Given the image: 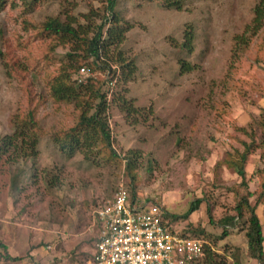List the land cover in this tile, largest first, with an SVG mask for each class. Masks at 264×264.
Returning a JSON list of instances; mask_svg holds the SVG:
<instances>
[{
  "label": "rangeland",
  "instance_id": "374dc122",
  "mask_svg": "<svg viewBox=\"0 0 264 264\" xmlns=\"http://www.w3.org/2000/svg\"><path fill=\"white\" fill-rule=\"evenodd\" d=\"M256 2L177 0L180 7L168 8L156 1L118 0L116 11L132 25L120 48L136 66L124 91L133 110L126 113L114 102L107 109L112 145L121 161L96 154L86 157L88 152L81 146L71 157L58 148L55 137L73 123L77 101L52 98L46 69H56L70 47L51 46L53 41L38 39L36 30L49 17L73 22L75 27L89 23L90 17L100 23L107 14L106 2L39 0L29 11L18 1L0 11V134L13 133L15 116L24 109V83L16 78L22 74L9 73L13 63L20 73L24 68L23 81L34 92L40 131L38 156L0 175V216L13 218L18 213L16 221L24 217L34 241L40 230H49L54 224L70 227L83 222L120 185L127 188L132 200L123 157L134 152L136 201L158 205L170 229L207 243L214 240L219 252L225 244L231 250L237 245L243 248L244 233L238 229L217 238L222 228L210 224L208 210L213 221L233 211L236 199L229 189L239 185V177L219 161L226 150L239 147L240 140L250 141L255 133L261 136L257 122L264 106V51H258L257 36L244 50L235 47V37L249 35L245 33L248 26L252 29ZM188 33L194 37L190 55L179 46ZM50 46L54 60L40 63ZM179 57L195 68L180 73ZM85 77L76 76L78 80ZM107 97L112 99L111 91ZM249 158L246 169L250 164L254 169L246 174L255 190L264 159L258 149ZM14 170L24 172L25 178L35 171V184L27 182L22 192L11 195ZM197 199L202 203L187 214ZM200 229L205 233L198 232ZM238 257H228L227 264H257L242 252ZM0 264H4L2 259Z\"/></svg>",
  "mask_w": 264,
  "mask_h": 264
},
{
  "label": "trees",
  "instance_id": "16d2710c",
  "mask_svg": "<svg viewBox=\"0 0 264 264\" xmlns=\"http://www.w3.org/2000/svg\"><path fill=\"white\" fill-rule=\"evenodd\" d=\"M22 1L27 10H32L37 6L39 0H0V11L8 5H16ZM106 2L105 11L107 14L101 17L100 23L95 18H89V23H78L75 27L73 22L62 21L59 17H49L37 25V36L42 41H53V44L69 45L70 49L61 59V63L56 69L47 70L48 79L46 85L50 90L52 98L56 102L77 101V115L73 123L61 130L55 137L58 148L68 156H73L80 146L91 154L101 155L109 160L121 161L120 155L112 145V132L109 126L107 109L112 102L118 108L128 113L133 110V105L124 99L126 83L131 81L136 66L133 59L126 57L120 45L124 42L127 32L132 25L116 11L118 0H102ZM143 2H153L167 6L168 8H178L177 0H136ZM253 17L250 27L245 31L249 35H239L235 37V47L244 50L250 43V39L257 36L258 51H264V0H257L253 9ZM92 19V20H91ZM32 26V25H31ZM33 27V26H32ZM193 35L188 33L185 41L180 43V49L187 55L193 52ZM49 47L42 55L40 63L45 65L53 61V47ZM262 50V51H261ZM256 61H260L256 58ZM178 64L180 73H186L194 69L188 61L179 57ZM16 63L11 65V74L18 72L21 77L16 76L19 83H24L22 88L25 93L23 98L24 109L13 121V133L0 134V175L9 168L17 167L20 163L35 159L38 154V141L40 131L36 113L38 103H35V95L29 84L23 81L22 76L26 75L24 68L22 73L15 68ZM86 67L90 70V75L83 80H78L80 69ZM15 72H14V71ZM12 75V74H11ZM114 79H116L114 84ZM111 91L112 99H109L108 92ZM264 94V91H263ZM257 124L261 127V136L257 133L251 135L250 141L240 140V148L232 146L225 151L224 157L219 161V165L233 170L239 177V185L229 189L235 197L236 204L231 213H225L218 221H213L212 214L208 210L210 224L221 227L222 233L217 238L221 239L234 229L244 233V246L237 245L229 249L228 245H223V250H216V241L205 243L202 255L194 264H227L228 257L238 260L242 252L246 259L255 260L257 264H264V233L263 222L258 213V208L264 211V169L257 171L259 178L258 188L252 190L247 178L246 164L254 149H258L260 157L264 159V106L261 107ZM138 110H134V112ZM136 154H125L123 160L124 171L130 177L132 201L135 198V161ZM25 178L24 172L15 171L10 179V193L22 192L31 182L35 184L37 173ZM28 181H27V180ZM26 180V182H25ZM253 200V202H252ZM202 201L195 200L188 212H192L200 206ZM186 216V215H185ZM198 232L205 233L203 229ZM211 237V236H210ZM216 236L213 238L215 239ZM216 238V239H217ZM215 239V240H216ZM236 263V261H235Z\"/></svg>",
  "mask_w": 264,
  "mask_h": 264
},
{
  "label": "built area",
  "instance_id": "2783aa9c",
  "mask_svg": "<svg viewBox=\"0 0 264 264\" xmlns=\"http://www.w3.org/2000/svg\"><path fill=\"white\" fill-rule=\"evenodd\" d=\"M80 75H90L89 68ZM91 217L99 224L95 264H194L206 243L170 229L161 207L133 202L123 185Z\"/></svg>",
  "mask_w": 264,
  "mask_h": 264
},
{
  "label": "crops",
  "instance_id": "0c3cea01",
  "mask_svg": "<svg viewBox=\"0 0 264 264\" xmlns=\"http://www.w3.org/2000/svg\"><path fill=\"white\" fill-rule=\"evenodd\" d=\"M250 168L251 164L246 171L254 169ZM14 217L0 216V259L4 264H95L99 224L92 226L91 216L70 227L54 224L49 230H40L34 241L30 239L29 223L24 217L18 221ZM1 232L6 234L2 236Z\"/></svg>",
  "mask_w": 264,
  "mask_h": 264
}]
</instances>
